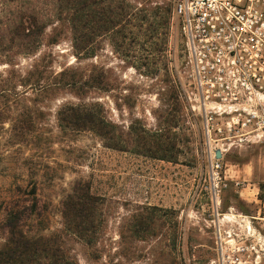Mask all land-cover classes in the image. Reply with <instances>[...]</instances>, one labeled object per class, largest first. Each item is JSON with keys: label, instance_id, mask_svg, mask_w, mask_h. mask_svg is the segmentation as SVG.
<instances>
[{"label": "rangeland", "instance_id": "rangeland-1", "mask_svg": "<svg viewBox=\"0 0 264 264\" xmlns=\"http://www.w3.org/2000/svg\"><path fill=\"white\" fill-rule=\"evenodd\" d=\"M57 1L27 0L46 16L34 45L0 50V250L13 210L70 264H264V146L225 154L217 203L170 0H96L121 16L96 14L90 40ZM76 190L99 201L93 234L92 199L66 211Z\"/></svg>", "mask_w": 264, "mask_h": 264}, {"label": "built area", "instance_id": "built-area-1", "mask_svg": "<svg viewBox=\"0 0 264 264\" xmlns=\"http://www.w3.org/2000/svg\"><path fill=\"white\" fill-rule=\"evenodd\" d=\"M172 14L190 77L186 100L203 122L218 203L227 186L225 154L233 147L264 146V0H173Z\"/></svg>", "mask_w": 264, "mask_h": 264}, {"label": "trees", "instance_id": "trees-1", "mask_svg": "<svg viewBox=\"0 0 264 264\" xmlns=\"http://www.w3.org/2000/svg\"><path fill=\"white\" fill-rule=\"evenodd\" d=\"M21 0H0V50L9 52L12 45L18 40L22 43V47L27 43L34 45L36 36L40 33V29H36L39 22H44L46 19L42 9L30 7L27 0H23L21 4H17ZM57 15L60 21L71 24L73 31L82 36V40H90L95 35L96 31V14H99L98 23L99 30H104L108 15L115 14L116 17L121 16L110 5L100 8L99 12L95 10L98 5L96 0H58ZM171 5L169 11L173 13V0H170ZM126 15L124 18L132 17L131 8L124 7ZM39 11V12H37ZM142 21V19H140ZM147 20V18H146ZM168 21H166V24ZM74 34V35H75ZM27 47V46H26ZM85 121L94 124L98 121L97 114L92 111L87 114ZM68 199L66 211L75 218H81L83 211V199H92V234L97 232L96 224L93 220L94 212L99 206V201L92 194L91 196L76 195ZM14 213V214H13ZM18 211H10L7 223L5 225L8 230L9 237L6 239L5 246L0 250V264H70L64 247L59 236L44 237L31 235L25 230L24 218L21 217ZM10 218V219H9ZM76 228V225H74ZM87 228V226H86Z\"/></svg>", "mask_w": 264, "mask_h": 264}, {"label": "water", "instance_id": "water-1", "mask_svg": "<svg viewBox=\"0 0 264 264\" xmlns=\"http://www.w3.org/2000/svg\"><path fill=\"white\" fill-rule=\"evenodd\" d=\"M216 157H217L218 159H221V158H222V154H221V151H220V150H217V152H216Z\"/></svg>", "mask_w": 264, "mask_h": 264}]
</instances>
